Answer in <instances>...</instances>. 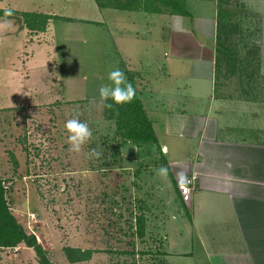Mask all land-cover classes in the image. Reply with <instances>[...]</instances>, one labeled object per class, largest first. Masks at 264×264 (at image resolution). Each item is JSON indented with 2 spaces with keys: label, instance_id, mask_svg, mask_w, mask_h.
Returning a JSON list of instances; mask_svg holds the SVG:
<instances>
[{
  "label": "rangeland",
  "instance_id": "obj_1",
  "mask_svg": "<svg viewBox=\"0 0 264 264\" xmlns=\"http://www.w3.org/2000/svg\"><path fill=\"white\" fill-rule=\"evenodd\" d=\"M139 2L148 9L153 4L160 6L156 0ZM213 3L217 0H189L186 9L197 16L209 15ZM102 4L114 2L0 0V22H12L10 29L0 31V179L12 213L27 233L36 236L52 264H165L160 254L165 241L152 238V228L158 223L152 216L156 212L158 221L163 218L158 208L153 211V201L158 202L167 189L159 191L162 178L153 176L157 163L164 165L163 158L153 143L126 141L113 120L102 118L99 88L110 83L112 68L118 67L129 76L122 62L126 59L118 53L120 46L134 52L133 67L140 68L144 49H131L130 42L157 41L167 26L170 30V19L168 15H148L145 19L131 13L129 17L110 6L101 8ZM218 6L228 12L222 35L229 31V25L232 32L222 44L224 60L217 85L226 95L234 86L246 93L264 90L258 14L240 0H222ZM5 8L14 9L15 15L6 18ZM23 11L73 21L49 19L46 30L33 31L22 26L19 17ZM191 17L184 18L190 22ZM190 31L196 40L203 38L193 27ZM262 41L264 56V36ZM77 113L92 130V140L80 153H73L65 123ZM160 138L172 150L180 147L183 157L190 156L186 148L190 146L178 138ZM91 148L103 149L100 159L87 158ZM139 214L150 218L142 238L135 229ZM170 241L169 250L195 254L194 241ZM64 246L96 252L89 260L70 263ZM0 264L38 262L32 248L19 244L0 248Z\"/></svg>",
  "mask_w": 264,
  "mask_h": 264
},
{
  "label": "crops",
  "instance_id": "obj_2",
  "mask_svg": "<svg viewBox=\"0 0 264 264\" xmlns=\"http://www.w3.org/2000/svg\"><path fill=\"white\" fill-rule=\"evenodd\" d=\"M240 2L254 10L262 24L258 57L264 71V0ZM162 8H115L129 17L168 15L172 28L167 26L155 42H130L131 49H144L140 68L133 67V51L121 46L118 51L126 59L127 78L151 120L154 145L167 169L166 178L158 181L159 191L167 187L165 194L153 201V211L158 208L163 218L158 221L154 213L158 223L151 236L165 241L163 258L169 264H264V90L246 93L234 86L226 95L217 85V3L209 15L189 13L190 22ZM192 27L202 39L196 40ZM161 135L189 145L190 156L183 157L180 147L172 150ZM153 176L160 177L156 172ZM187 179H192L191 195L184 202L179 185ZM173 239L194 241L195 254L169 250Z\"/></svg>",
  "mask_w": 264,
  "mask_h": 264
},
{
  "label": "trees",
  "instance_id": "obj_3",
  "mask_svg": "<svg viewBox=\"0 0 264 264\" xmlns=\"http://www.w3.org/2000/svg\"><path fill=\"white\" fill-rule=\"evenodd\" d=\"M114 4L112 5H100V7H113V8H129V9H140L139 0H112ZM151 1V0H146ZM153 1V0H152ZM155 1V0H154ZM163 6L166 11L174 14L189 15L186 9L187 0H156ZM222 0H217V30H216V52H217V74L221 69L222 60L224 56L222 54V44L224 40H228L231 25H229V31L223 33L225 30V22L228 19V12L219 9V2ZM230 4V3H229ZM153 4L152 9L154 12H159L162 8ZM146 8V7H143ZM230 9V8H229ZM3 9H0V13ZM15 15V12H14ZM231 16L229 15V18ZM59 18L61 20L73 21L72 18L62 17V16H51L49 14H44L41 12H29L23 11L20 13L19 20L22 26L26 27L28 30L33 31H44L46 30L47 23L49 19ZM222 35V36H221ZM250 57H254L249 53ZM251 64V63H249ZM251 73V72H249ZM130 75V73H129ZM219 75H217L218 77ZM111 101H109L110 103ZM119 115H114L113 112L102 109V118L104 120H113L115 123L116 131L120 133L122 138L126 141L133 142L137 145L146 144L148 142L157 144V138L152 127L151 120L149 119L143 102L136 93L135 98L131 103L122 105L118 109ZM160 150L159 147H157ZM29 153V152H28ZM6 189L3 184V179H0V248H13L19 244H23L26 247L32 248L37 256L38 264H52L51 260L47 256L46 250L38 242L34 234H29L26 232L24 227L18 222L15 215L12 213L9 205V201L5 197ZM146 217L143 214H139L135 217V229L136 235L138 237L144 236ZM96 252L95 249L86 248L82 249L80 247L64 246L63 253L66 260L70 263L81 262L89 260L92 254ZM160 254H163L161 252ZM169 264V263H165Z\"/></svg>",
  "mask_w": 264,
  "mask_h": 264
},
{
  "label": "clouds",
  "instance_id": "obj_4",
  "mask_svg": "<svg viewBox=\"0 0 264 264\" xmlns=\"http://www.w3.org/2000/svg\"><path fill=\"white\" fill-rule=\"evenodd\" d=\"M14 15V9L5 8L4 16L11 17ZM12 26L10 20L5 19L0 22V31H7ZM109 84L102 85L99 88L100 106L102 109H107L119 115V107L131 103L136 96V90L132 83L128 80L125 73L117 68H112L108 73ZM109 101H111L109 103ZM67 132V142L69 144V151L73 153H80L83 147L92 140V130L89 128L87 122H82L79 119V113L65 123ZM103 149L91 148L87 153V158L100 159ZM158 176L166 178L167 169L164 166L154 169Z\"/></svg>",
  "mask_w": 264,
  "mask_h": 264
},
{
  "label": "built area",
  "instance_id": "obj_5",
  "mask_svg": "<svg viewBox=\"0 0 264 264\" xmlns=\"http://www.w3.org/2000/svg\"><path fill=\"white\" fill-rule=\"evenodd\" d=\"M191 183H192V179H187L185 184H183V186L180 187L181 199L184 202H188L190 200Z\"/></svg>",
  "mask_w": 264,
  "mask_h": 264
}]
</instances>
